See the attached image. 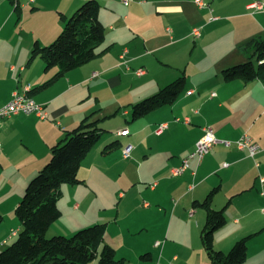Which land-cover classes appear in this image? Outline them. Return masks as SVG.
Listing matches in <instances>:
<instances>
[{
    "label": "crops",
    "instance_id": "0c3cea01",
    "mask_svg": "<svg viewBox=\"0 0 264 264\" xmlns=\"http://www.w3.org/2000/svg\"><path fill=\"white\" fill-rule=\"evenodd\" d=\"M18 1L20 12L9 0H0V107L15 90L33 89L57 71L46 70L40 56L30 60L32 51L50 44L64 28L63 17L86 0ZM99 1L106 38L98 50L106 51L33 93L44 105L46 118L20 113L1 122L0 249L16 238L12 230H20L18 218L8 219L9 214L16 216L14 208L28 183L49 161L51 148L67 130L95 111L94 118L106 117L101 125L107 127L108 119L121 109L130 115L132 104L185 74L186 90L173 104L132 122V117L127 118L131 124L123 126L130 130L126 135L118 134L121 126L114 137L102 136L82 162L79 177L84 182L63 185L62 215L48 234L69 235L106 223L104 243L113 246L116 254L118 247L127 245L128 234L146 231L150 238L144 245L141 242L146 249L141 255L151 256L140 257L149 264H211L203 243L185 247L171 232L178 215L198 220L196 226L202 231L207 211L197 201L203 202L219 187L213 206L225 208L227 223L216 232L215 247L227 252L237 240L258 233L249 241L245 264H264V244L259 239L264 235L260 180L264 177V81L224 77L226 68L247 61L240 46L264 35V0H214L215 9L224 11L223 18L233 19L232 29L228 38L217 42V54L203 60L195 58V48H185L195 24L192 19L201 14L192 10L194 0ZM139 68L145 73L138 75ZM162 123L167 126L158 133ZM207 125L219 140L236 141L248 133L260 143L261 151L252 157L247 149L220 141L201 161L193 160L184 173L174 175L173 168L195 149ZM116 139L120 148L104 154V147ZM128 145L133 148L125 157L123 149ZM160 218H165L168 228L158 230ZM117 257L127 264L125 255Z\"/></svg>",
    "mask_w": 264,
    "mask_h": 264
},
{
    "label": "trees",
    "instance_id": "16d2710c",
    "mask_svg": "<svg viewBox=\"0 0 264 264\" xmlns=\"http://www.w3.org/2000/svg\"><path fill=\"white\" fill-rule=\"evenodd\" d=\"M9 1L20 12L19 1ZM100 10L99 0H86L69 17H63L64 28L50 44L33 49L30 60L40 56L46 63V70L57 68V71L43 84L30 89L31 95L106 51L98 50L106 38ZM240 49L247 54L248 59L226 68L225 80L240 79L247 83L255 79L264 81V35L253 37L241 45ZM186 80L183 74L155 94L132 104L131 122L164 105L173 104L186 90ZM96 112L87 115L78 126L66 131L65 136L51 148L49 161L28 183L15 209L20 230H17L15 240L0 251V264L126 263L125 258L117 257L113 246L104 243L106 223L83 227L70 236H48L49 229L62 215L59 201L64 194L63 185L84 182L79 177L82 162L106 131L101 126L106 117L94 118ZM120 146L119 139L113 140L104 147L103 153L109 154ZM218 190L219 187H215L203 202L197 201L207 211L201 231L202 243L211 264H245L249 241L258 233L237 240L227 252L215 247V234L227 223L225 208L217 209L213 206L214 195ZM2 218L0 214V222ZM150 256L151 253L141 255L143 259H149Z\"/></svg>",
    "mask_w": 264,
    "mask_h": 264
},
{
    "label": "rangeland",
    "instance_id": "374dc122",
    "mask_svg": "<svg viewBox=\"0 0 264 264\" xmlns=\"http://www.w3.org/2000/svg\"><path fill=\"white\" fill-rule=\"evenodd\" d=\"M194 1L195 2L193 3L194 6L192 7V10L194 12L197 11L201 14L200 15L197 14V16L192 19L193 22H195V24L191 29L192 32L190 34L189 39L187 40L189 41V43L187 44V46H185V48H187L188 50H194L195 48L194 50L195 58L203 60L207 56L213 57L217 54V52L220 49V47L217 46V42L219 43L222 40H225V38H228L230 36L233 19L225 20V18H223V15L225 14L224 11L221 9V7L215 9L214 0H201L203 2V5H200L197 0ZM125 10H127L126 7ZM232 10L233 9H228L227 11L231 12ZM204 13H206L205 16ZM218 14H220L222 17L219 18L215 17ZM206 21L208 23L204 27L202 23ZM196 30L198 31V33L195 32ZM195 41L197 42V47H195L196 45ZM129 111H130V115L126 116L124 109H121L120 112L117 114V116L108 119L109 122H107L106 124L107 127L101 125L106 128L103 138L108 136L114 137L116 131L121 126H122L121 128H124L123 127L124 125L130 126L131 122L127 120V118L130 119L132 117V110L129 109ZM123 138L125 139V137H122V139ZM1 208L5 210L6 206H2ZM10 215H12L14 219L15 217H17L15 216V214H9L8 219ZM190 218L191 217L189 215H188V219L184 218L183 216L182 217H180L179 215L176 216L172 223L171 233L179 240V242L183 243V246L185 247L189 245L194 246L196 244L202 246L201 231H199L196 226L198 220L196 221L190 220ZM165 228H168V224L165 218H160L158 230H162ZM149 233L150 232L145 231L143 234L141 233L128 234L129 238L127 239V245H123L122 248L118 247L119 251L117 256L125 255L127 258V264H143V263L149 264L150 261L142 260L140 257L141 253L146 250L144 249V246H141L140 244L141 242L143 243V245L146 243V241L150 238ZM72 234H69V236ZM48 236L51 237L54 235H50L49 233ZM163 237L165 238L164 235ZM259 239L261 243L264 244V235L261 236ZM254 249L255 248H252L251 251H253ZM1 250L2 249H0V251ZM90 264H93V262H91Z\"/></svg>",
    "mask_w": 264,
    "mask_h": 264
},
{
    "label": "built area",
    "instance_id": "2783aa9c",
    "mask_svg": "<svg viewBox=\"0 0 264 264\" xmlns=\"http://www.w3.org/2000/svg\"><path fill=\"white\" fill-rule=\"evenodd\" d=\"M131 0H123L125 4H128ZM200 5H203V2L201 0H197ZM198 33V31H195ZM127 51H125L121 58L125 60ZM125 64L128 69H130L129 64L127 63V60L125 61ZM136 73L138 75H142L145 73V69L139 68L137 69ZM97 74V73H95ZM30 89L25 90H15L13 92L12 98L2 105L0 107V125L1 122L5 119H8L14 115L23 113V114H35L41 118H46L48 116V113L44 107V105L40 102H38L34 96H32L29 93ZM167 126L166 123H162L159 125L157 132L161 133L165 127ZM129 133L128 128H124L119 130L118 134L126 135ZM223 142L227 146H231L235 144L239 149H247L249 152V155L252 157H255L261 150V145L258 141L254 140L252 136L248 133H245L236 141L231 140H219L215 130L212 126L207 125L204 127V133L200 137V139L197 141L195 149L190 152L183 160L182 165L179 167L173 168V174L174 175H181L184 173L191 165V162L195 159L198 161H201L207 153L211 151L213 146L218 142ZM132 145H128L124 147L123 154L125 157H129L131 155L132 151ZM2 149V142L0 141V150ZM225 165H228L227 163ZM259 166L260 164L257 163ZM260 180L264 182V177H261ZM15 230H12V234ZM159 244V242L157 243Z\"/></svg>",
    "mask_w": 264,
    "mask_h": 264
},
{
    "label": "bare ground",
    "instance_id": "6f19581e",
    "mask_svg": "<svg viewBox=\"0 0 264 264\" xmlns=\"http://www.w3.org/2000/svg\"><path fill=\"white\" fill-rule=\"evenodd\" d=\"M118 132H119V131H118ZM16 232H17V231L15 230L14 233H13V235L16 234Z\"/></svg>",
    "mask_w": 264,
    "mask_h": 264
}]
</instances>
